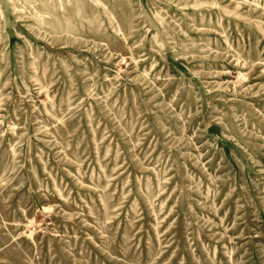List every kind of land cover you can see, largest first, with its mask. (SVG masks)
Here are the masks:
<instances>
[{
    "label": "rangeland",
    "instance_id": "obj_1",
    "mask_svg": "<svg viewBox=\"0 0 264 264\" xmlns=\"http://www.w3.org/2000/svg\"><path fill=\"white\" fill-rule=\"evenodd\" d=\"M0 264H264V0H0Z\"/></svg>",
    "mask_w": 264,
    "mask_h": 264
}]
</instances>
